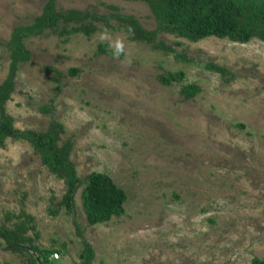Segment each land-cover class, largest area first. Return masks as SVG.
Listing matches in <instances>:
<instances>
[{"label": "rangeland", "instance_id": "1", "mask_svg": "<svg viewBox=\"0 0 264 264\" xmlns=\"http://www.w3.org/2000/svg\"><path fill=\"white\" fill-rule=\"evenodd\" d=\"M45 0H0V82L15 26L30 23ZM62 9L105 15L83 21L88 33L53 30L23 39L6 113L18 129L58 124L80 184L73 206L60 205L63 181L22 139L0 145V226L18 220L51 264H76L82 241L92 264H248L264 256V40L206 36L189 41L160 32L170 51L131 40L109 16L154 18L142 0H55ZM114 6L116 10H111ZM82 22V23H83ZM125 42L113 57L98 33ZM214 65L223 69H212ZM182 71L162 84L157 76ZM198 86L189 98L180 88ZM90 172L106 174L126 196L123 213L88 224L80 191ZM30 216V217H29ZM0 264H29L5 248Z\"/></svg>", "mask_w": 264, "mask_h": 264}, {"label": "trees", "instance_id": "2", "mask_svg": "<svg viewBox=\"0 0 264 264\" xmlns=\"http://www.w3.org/2000/svg\"><path fill=\"white\" fill-rule=\"evenodd\" d=\"M142 1L147 4L155 21V27L151 30L142 28L132 16L115 11L110 12L109 16L116 20L124 31L128 32L129 26L132 28V33L128 32L129 39L149 43L152 48L171 50V46L155 40L156 34L160 32L174 33L189 41H196L206 36L227 38L240 43L254 36L264 40V0ZM109 7L111 10H116L114 6ZM87 20H103L106 23L107 17L76 9H62L56 6L55 0H45L40 13L30 23L15 26L10 32L5 43L9 66L5 77L0 82V145L7 137L26 141L38 154L40 162L47 170L63 181L64 192L59 203L68 211L73 206V195L80 184L74 165L69 159L70 141L59 142L56 129L59 127L58 124H50L43 131L14 127L11 117L5 111L4 104L13 89L17 63L28 58L29 53L23 39L38 35L45 29L53 30L59 22L61 23L60 33L68 34L77 31L88 33L94 26L84 24L83 21ZM210 67L219 72L223 71L214 65ZM182 75V71L167 72L158 75L157 79L162 84H169L179 80ZM197 90L198 86L186 84L179 91L183 98H189ZM80 199L86 222L94 224L107 221L111 216L121 215L126 196L124 191L106 174L90 172L80 191ZM25 232L26 224L22 220L14 222L11 227L0 226V238L5 247L12 251L26 252L29 264H36L29 250L37 258L38 264H51L48 261L50 251L42 250L34 245ZM17 245L26 246L29 250L15 247ZM78 259L76 264H92L93 251L85 240L82 241ZM248 264H264V256L253 258Z\"/></svg>", "mask_w": 264, "mask_h": 264}, {"label": "clouds", "instance_id": "3", "mask_svg": "<svg viewBox=\"0 0 264 264\" xmlns=\"http://www.w3.org/2000/svg\"><path fill=\"white\" fill-rule=\"evenodd\" d=\"M132 28L129 26L128 32L132 33ZM100 42H109L108 47L112 52L114 58L119 59L122 55H127L125 50V42L123 39L116 37L113 39L112 34L107 28H104L100 33L97 34Z\"/></svg>", "mask_w": 264, "mask_h": 264}, {"label": "water", "instance_id": "4", "mask_svg": "<svg viewBox=\"0 0 264 264\" xmlns=\"http://www.w3.org/2000/svg\"><path fill=\"white\" fill-rule=\"evenodd\" d=\"M0 247H1V246H0ZM15 247H19V248H23V249H25V250H29L26 246H22V245H17V246H15ZM5 248H6V247H5ZM29 252H30L31 255L33 256V258H34L36 264H38V261H37V258L35 257V255L32 253V251L29 250Z\"/></svg>", "mask_w": 264, "mask_h": 264}, {"label": "built area", "instance_id": "5", "mask_svg": "<svg viewBox=\"0 0 264 264\" xmlns=\"http://www.w3.org/2000/svg\"><path fill=\"white\" fill-rule=\"evenodd\" d=\"M50 257L56 258V257H57V253H56V252H52V253L50 254Z\"/></svg>", "mask_w": 264, "mask_h": 264}]
</instances>
